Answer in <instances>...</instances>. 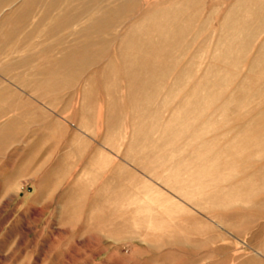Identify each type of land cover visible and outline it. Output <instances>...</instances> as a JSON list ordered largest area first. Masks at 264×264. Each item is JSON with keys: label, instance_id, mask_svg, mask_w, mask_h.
Wrapping results in <instances>:
<instances>
[{"label": "rangeland", "instance_id": "rangeland-1", "mask_svg": "<svg viewBox=\"0 0 264 264\" xmlns=\"http://www.w3.org/2000/svg\"><path fill=\"white\" fill-rule=\"evenodd\" d=\"M115 1L0 0V264H264V26L251 16L258 6L244 5L247 25L238 29L246 33L242 39L253 36L235 67L225 69L216 44L238 0ZM167 9L179 10L182 54L158 86L168 87L185 69L192 77H183L190 83L182 95L189 98L188 86L209 66L227 78L210 88L209 96L221 94L207 101V115L234 96L214 119L218 133H231L181 177L131 163L132 141L166 155L181 146L182 140L159 141L180 96L162 101L161 91L140 101L146 115L139 117L124 100L121 68L108 66L130 27L152 28L146 17ZM95 17L102 23L90 22ZM199 122L179 119L169 129L189 135ZM245 126L241 153L210 165ZM213 135L184 148L181 159ZM180 164L170 167L181 170ZM199 169L204 174L193 183L208 194L221 192L227 203L209 213L191 205L213 207L204 197L189 202L171 190Z\"/></svg>", "mask_w": 264, "mask_h": 264}, {"label": "bare ground", "instance_id": "bare-ground-1", "mask_svg": "<svg viewBox=\"0 0 264 264\" xmlns=\"http://www.w3.org/2000/svg\"><path fill=\"white\" fill-rule=\"evenodd\" d=\"M118 1V0H116ZM115 1V2H116ZM255 3L258 6V10L251 12V16L255 19L254 23H257V27L264 26V0H238L234 7L229 10V13L223 23V33L221 37L217 39V47L220 48V53H223L221 57V65L223 68H234L236 65L237 58L241 50L246 48V42L253 36V32H249L245 38L243 35V29H238V27H246V23L243 21V14L245 11L244 5L249 3ZM27 9V8H24ZM116 7H107L106 12L114 13ZM83 10L81 11V13ZM179 12L178 9H167L163 11L152 12L146 17L147 22L154 23L152 28L142 29V28H129V30L124 34L122 41L116 48L115 62L108 63L109 67L121 68V78L123 82L127 83V90L129 94L125 97V102L130 106L131 113L142 117L146 115V111L139 110V102H148L151 97L155 94L163 91V100L168 99L173 93L180 96V103L176 104L175 109L172 111L169 122L165 125L161 137L159 139L161 142H172L176 140H182L180 147H177L171 154L165 153V150H150L149 147L143 146L139 148L137 143L131 142V150H134L136 154L135 157H131V163L143 170L146 173H152L155 168L160 170L165 169L168 173L174 176L181 177L184 172L183 170L190 165L200 164L203 159L207 156V152L214 148L217 143L224 139L226 135L231 133V130L226 133H218L220 126L218 123L214 122L218 116H221L225 107L233 102V94L228 96L226 100L218 106H215L212 113L207 115L208 109L211 108V102L208 103L209 99H219L221 91L218 90L214 95L209 96L208 92L210 88L216 86H221L226 83L225 74L216 67H207L200 79L188 86L189 98L183 94V87L189 84L190 81L184 82L183 77L190 75L187 70H180L179 73L174 78L172 84L168 87H159L166 78L172 67H176L180 56L182 53L177 55V22ZM85 15L82 13L80 18ZM112 18V17H111ZM78 19V18H77ZM76 17L74 18V21ZM80 20V19H79ZM102 19L95 17L90 22L94 25L101 24ZM111 21H114L112 19ZM89 29H83L86 34ZM111 36V35H110ZM110 36H107V41H110ZM106 39L98 38L96 42L106 43L103 41ZM215 56V55H214ZM215 62H219L220 58L212 59ZM259 58L255 59L258 61ZM252 68H247V74H250ZM120 72V71H119ZM192 77V74L190 75ZM247 76V75H246ZM177 77L179 79L177 80ZM186 78V77H185ZM184 78V79H185ZM190 79V78H189ZM247 77L245 78V80ZM120 80V79H119ZM122 82V80H120ZM246 85L245 81H242L238 88L235 90L239 91L242 87ZM183 86V87H182ZM160 102V106L163 102ZM157 111H154L152 116H156ZM179 115V116H178ZM187 116V117H184ZM181 117V118H179ZM189 119L193 121H198L199 126L193 127L190 130L189 135H184L183 130L169 129L170 125L175 123L179 119ZM186 122V121H185ZM186 128V124L182 125V128ZM245 126L242 132L236 133L231 136V139L226 142L223 147L217 151L210 160V165H214L222 157L223 154H231L236 151V153H241L243 150V145L247 143L245 137V132L247 130ZM214 134L209 140L202 142L196 149H194L190 155L189 159L183 161L182 155L186 153L184 148L194 146L195 143L205 138L207 135ZM168 140V141H167ZM167 145V144H165ZM167 147V146H166ZM165 149V148H164ZM238 151V152H237ZM178 163L181 165V170L177 168L170 167L173 163ZM116 170V169H115ZM203 170H196L192 175H186V179L191 182H187L184 187L172 188V192L184 200H190L193 195H198L207 199L213 207L203 208L199 203L193 201L191 205L198 208L201 212L209 213L211 209L215 210L220 206H224L227 203L220 200L222 198V193H207V187L204 185H195L193 183L194 177L202 176L204 174ZM156 177V175H155ZM158 177V176H157ZM112 179H115L113 176ZM191 183V184H190ZM190 202V201H189ZM223 203L224 205H222ZM221 208V207H220ZM224 208V207H222ZM168 237V236H167ZM170 242H174L171 237H168ZM164 239V237H163Z\"/></svg>", "mask_w": 264, "mask_h": 264}]
</instances>
